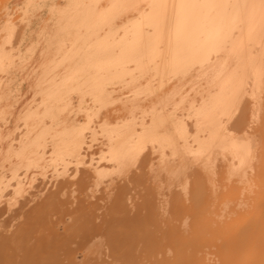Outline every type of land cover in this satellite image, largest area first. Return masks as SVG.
Segmentation results:
<instances>
[{"label": "bare ground", "instance_id": "1", "mask_svg": "<svg viewBox=\"0 0 264 264\" xmlns=\"http://www.w3.org/2000/svg\"><path fill=\"white\" fill-rule=\"evenodd\" d=\"M11 4L0 264H264V0Z\"/></svg>", "mask_w": 264, "mask_h": 264}, {"label": "rangeland", "instance_id": "2", "mask_svg": "<svg viewBox=\"0 0 264 264\" xmlns=\"http://www.w3.org/2000/svg\"><path fill=\"white\" fill-rule=\"evenodd\" d=\"M11 1L10 0H0V16L5 17L4 15L6 11L5 8H8V11H12Z\"/></svg>", "mask_w": 264, "mask_h": 264}]
</instances>
